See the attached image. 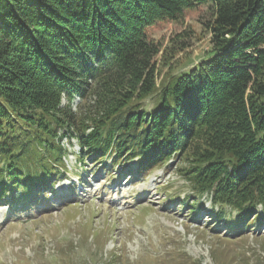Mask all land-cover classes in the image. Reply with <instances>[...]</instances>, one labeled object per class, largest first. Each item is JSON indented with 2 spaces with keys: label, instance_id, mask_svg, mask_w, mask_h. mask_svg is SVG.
<instances>
[{
  "label": "trees",
  "instance_id": "1",
  "mask_svg": "<svg viewBox=\"0 0 264 264\" xmlns=\"http://www.w3.org/2000/svg\"><path fill=\"white\" fill-rule=\"evenodd\" d=\"M200 6L211 49L179 70L189 44L175 52L151 29ZM76 97L95 112L81 118ZM71 138L83 163L179 159L192 190L237 211L230 230L262 223L264 0H0V198L64 175Z\"/></svg>",
  "mask_w": 264,
  "mask_h": 264
},
{
  "label": "rangeland",
  "instance_id": "2",
  "mask_svg": "<svg viewBox=\"0 0 264 264\" xmlns=\"http://www.w3.org/2000/svg\"><path fill=\"white\" fill-rule=\"evenodd\" d=\"M210 19L208 7L200 6L179 22H159L151 34L163 47L174 44L175 52L186 40L189 46L173 59L174 65L182 60L179 70H185L211 49ZM161 68L158 82L169 71ZM154 102L149 97L145 107ZM67 103L63 97L61 105ZM79 103L77 97L69 105L81 118L95 112L85 103L79 110ZM70 141H63L69 184L60 179L53 197L36 202L32 196L13 202L10 194L0 199V264H264V221L236 235L221 222L214 226L210 211L219 206L207 194L196 195L178 171L179 159L153 165L144 176L123 171V165L110 173V157L83 166L76 139ZM136 164H129L134 172ZM195 198L203 203L198 213L187 205ZM226 211L232 220L236 211Z\"/></svg>",
  "mask_w": 264,
  "mask_h": 264
}]
</instances>
